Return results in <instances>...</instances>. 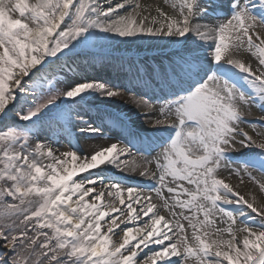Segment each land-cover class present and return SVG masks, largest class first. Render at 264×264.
Here are the masks:
<instances>
[{"label": "snow or ice", "instance_id": "1", "mask_svg": "<svg viewBox=\"0 0 264 264\" xmlns=\"http://www.w3.org/2000/svg\"><path fill=\"white\" fill-rule=\"evenodd\" d=\"M165 3L142 15L139 0H0V264H264V200L219 174L264 193V0ZM82 49L126 83L68 79ZM117 99L151 137L108 110ZM105 123L124 139L54 147ZM237 144L260 151L234 159Z\"/></svg>", "mask_w": 264, "mask_h": 264}, {"label": "bare ground", "instance_id": "2", "mask_svg": "<svg viewBox=\"0 0 264 264\" xmlns=\"http://www.w3.org/2000/svg\"><path fill=\"white\" fill-rule=\"evenodd\" d=\"M141 6H142V15H148L151 13L152 15H155V9L156 7H162L165 11H169L168 5L165 3V0H139ZM211 2V0H210ZM216 2L219 3H227V0H216ZM83 50V49H82ZM123 51V49H121ZM131 51L139 52L141 55H143L146 51L147 52H153L158 51V49H149L146 44H140L138 47H134L131 49ZM244 59H249L248 55L244 56ZM73 62H75L73 64ZM68 63L71 64L73 67H79V70L74 73H67V78H79L81 75H83V72L86 71L87 75L90 78H99L104 80H111L113 83H126L125 80H123V77L118 78V73L116 70L111 66V64L103 59V58H89L88 55L83 54L81 50L78 51L76 55H73L69 58ZM88 65L87 68H85V65ZM256 66V63L253 61V67ZM60 80H64V76H60ZM61 87H64L63 84H59ZM108 110L111 112L122 114L128 123V126L131 128L133 133L136 135L140 134L144 137H151L152 131L151 126L147 123L148 117H145L141 114L140 110H137L134 105L128 104L126 100L121 101L117 99L114 104L107 105ZM94 112L89 113V115L94 116ZM262 113L259 111L258 108L253 107L251 109V114L247 117L248 119H258ZM88 117L86 116L85 119ZM246 131H249L250 135H253L254 138H256L259 141V137L255 136V133L251 131V128L249 126H244ZM72 131L75 133L76 128L73 127ZM142 137V138H144ZM141 138V137H140ZM116 139H124V134L120 131L119 128L111 127L109 124L105 123L102 126V135L98 134L91 138H84L81 137L78 133H76L75 136L72 137H60L59 143L55 144L54 147H57L60 151H65L69 149V142L75 144L78 143L81 150H89L92 148H97L102 145H107L108 143L116 140ZM237 151L233 153L234 157H240L242 158L244 156L245 159L249 158H256L257 153L260 151L256 148L251 149H242L239 144L236 145ZM159 151V149H156L152 152V155H155V152ZM115 170H110L109 172L105 173V176L111 175ZM87 173H84L82 175H86ZM220 176L225 179V182H230L236 190L240 192L241 195H245L246 198L251 199L252 196L256 197L257 202H261L264 200V193H261L259 191L258 185L254 184L253 182L249 181L248 178L244 177V183H240V177H237L234 172H231V169L223 168L220 170ZM253 176L257 178V180L264 179V174L260 173L259 171H255L252 173ZM132 179V180H131ZM129 186L133 185H140L141 187L147 188L150 187L154 182H151L148 180L147 177H140L138 174L135 173H128L126 174V179ZM99 187V186H98ZM145 194H149L146 192ZM153 197V201L156 203H160L158 198L155 195V192L151 193ZM164 195H168L166 192ZM184 198V197H181ZM242 205H225V207H228L230 209H234L237 207H241ZM179 211V209H177ZM250 211V210H248ZM255 215V214H253ZM147 251V249H145Z\"/></svg>", "mask_w": 264, "mask_h": 264}, {"label": "rangeland", "instance_id": "3", "mask_svg": "<svg viewBox=\"0 0 264 264\" xmlns=\"http://www.w3.org/2000/svg\"><path fill=\"white\" fill-rule=\"evenodd\" d=\"M81 51L83 52V54L88 55L89 58H91V57L92 58H96V59L102 58L101 55H100V50L99 49H83ZM59 78H60V76H59ZM57 86L58 87H61L59 84ZM254 172L255 171H253V173ZM125 183H127V181H125ZM2 251H4V249L2 247H0V252H2Z\"/></svg>", "mask_w": 264, "mask_h": 264}]
</instances>
